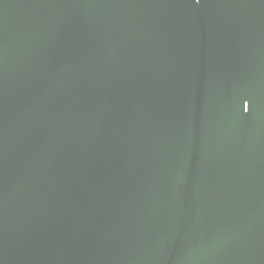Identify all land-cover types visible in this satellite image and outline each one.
Returning a JSON list of instances; mask_svg holds the SVG:
<instances>
[{
    "label": "water",
    "instance_id": "water-1",
    "mask_svg": "<svg viewBox=\"0 0 264 264\" xmlns=\"http://www.w3.org/2000/svg\"><path fill=\"white\" fill-rule=\"evenodd\" d=\"M0 264H264V0H0Z\"/></svg>",
    "mask_w": 264,
    "mask_h": 264
},
{
    "label": "snow or ice",
    "instance_id": "snow-or-ice-1",
    "mask_svg": "<svg viewBox=\"0 0 264 264\" xmlns=\"http://www.w3.org/2000/svg\"><path fill=\"white\" fill-rule=\"evenodd\" d=\"M197 2H199V0H197Z\"/></svg>",
    "mask_w": 264,
    "mask_h": 264
}]
</instances>
